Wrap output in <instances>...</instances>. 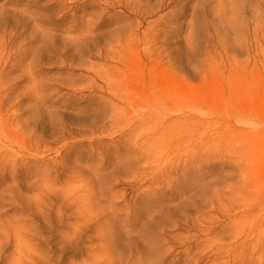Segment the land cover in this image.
Listing matches in <instances>:
<instances>
[{
  "label": "rangeland",
  "instance_id": "obj_1",
  "mask_svg": "<svg viewBox=\"0 0 264 264\" xmlns=\"http://www.w3.org/2000/svg\"><path fill=\"white\" fill-rule=\"evenodd\" d=\"M258 1L0 0V264H264Z\"/></svg>",
  "mask_w": 264,
  "mask_h": 264
},
{
  "label": "bare ground",
  "instance_id": "obj_2",
  "mask_svg": "<svg viewBox=\"0 0 264 264\" xmlns=\"http://www.w3.org/2000/svg\"><path fill=\"white\" fill-rule=\"evenodd\" d=\"M4 1H5V0H4ZM259 1H260V0H259ZM259 1H258V2H259ZM258 2H257V4H258ZM252 3H253V2H252ZM252 3H251V4H252ZM255 3H256V1H255ZM11 5H12V4H11ZM257 7H258V6H256V8H257ZM259 7H260V4H259ZM259 7H258V8H259ZM258 8H257V9H258ZM0 9H1V8H0ZM4 9H6V8H4ZM7 9H9V8L7 7ZM11 9H12V8H11ZM259 9H261V8H259ZM1 10H2V11H5V10H3V9H1ZM1 10H0V11H1ZM9 10H10V9H9ZM12 10H14V9H12ZM16 10H17V9H16ZM250 10H251V9H250ZM2 11H1V12H2ZM5 13H7V12H6V11L4 12V16H5ZM11 13H12V12H11ZM1 14H2V13H0V15H1ZM9 14H10V13H9ZM12 14H13V13H12ZM2 16H3V15H1L0 17H2ZM13 16H14V15H12V18H13ZM12 18H11L10 15H7V16L3 17V18L0 20L1 25H3V26L5 25V26H6L7 24H11V25H12L11 28L13 27L14 29H17V21H19V20H16V22H15V19H14V18H16V17L14 16V18H13V19H12ZM17 19H18V18H17ZM34 20H35V19H33V21H34ZM18 24H19V23H18ZM5 26H4V27H5ZM8 27H9V26H8ZM18 27H19V26H18ZM13 28H12V29H13ZM12 29H11V30L9 29L11 33H12ZM19 29H20V28H19ZM4 30H5V29H4ZM6 30H7V29H6ZM6 30H5L4 33H6ZM13 31H14V30H13ZM16 31H17V30H16ZM0 32H1V31H0ZM1 33H2V32H1ZM1 33H0V34H1ZM8 33H9V32H8ZM11 33H10V34H11ZM2 34H3V33H2ZM10 34H9V35H10ZM5 35H6V34H5ZM5 35H4V36H5ZM2 36H3V35H2ZM0 37H1V36H0ZM2 38H3V37H2ZM4 39H5V38H4ZM12 39H13V38H12ZM8 40L10 41V39H8ZM0 41H1V40H0ZM4 41H5V40H4ZM14 41H16V40L14 39ZM10 42H11V41H10ZM3 43H5V42H3ZM13 43H14V42H13ZM13 43H12V44H13ZM1 45H2V44H1ZM14 45H15V44H14ZM3 46L5 47V45H3ZM4 47H3V48H4ZM0 49H1V48H0ZM2 54H3V53H2ZM2 54H1V55H2ZM1 57H2V56H1ZM5 67H6V66H5ZM3 69H4V67H3ZM1 82H2V80H1ZM27 217H28V216H27ZM24 218H25V217H24ZM29 219H30V218H29ZM24 220H25V219H24ZM25 221H26V220H25ZM28 221H29V220H28ZM28 221H27V222H28ZM30 221H33V219L30 220ZM0 222H1V220H0ZM0 226H3V225L0 223ZM33 227L36 228V226H33ZM2 229H3V228H2ZM2 229H1V231H2ZM36 229H37V228H36ZM36 229H35V230H36ZM3 230H4V229H3ZM1 231H0V232H1ZM32 231H33V230H32ZM0 237H1V235H0ZM3 246H4V245H3ZM3 246H1V247H3ZM1 249H2V248H1Z\"/></svg>",
  "mask_w": 264,
  "mask_h": 264
}]
</instances>
